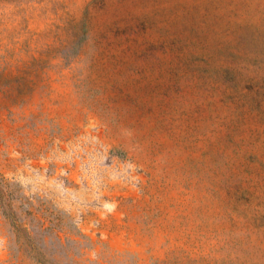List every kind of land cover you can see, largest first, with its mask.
I'll return each mask as SVG.
<instances>
[{"label":"rangeland","instance_id":"rangeland-1","mask_svg":"<svg viewBox=\"0 0 264 264\" xmlns=\"http://www.w3.org/2000/svg\"><path fill=\"white\" fill-rule=\"evenodd\" d=\"M0 264H264V0H0Z\"/></svg>","mask_w":264,"mask_h":264}]
</instances>
